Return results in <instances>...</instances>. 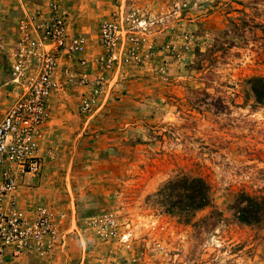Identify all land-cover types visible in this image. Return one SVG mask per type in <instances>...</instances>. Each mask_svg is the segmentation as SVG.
I'll return each mask as SVG.
<instances>
[{"label": "rangeland", "instance_id": "rangeland-1", "mask_svg": "<svg viewBox=\"0 0 264 264\" xmlns=\"http://www.w3.org/2000/svg\"><path fill=\"white\" fill-rule=\"evenodd\" d=\"M25 1L0 0V122ZM64 6L88 45L63 60L73 78L50 100L45 164L24 185L58 215L60 235L49 253L6 264H264V220L238 218L250 206L264 212V100L251 83L264 81V0ZM106 23L117 29L112 52L100 41ZM83 72L104 83L91 112ZM195 179L211 203L187 215L184 188Z\"/></svg>", "mask_w": 264, "mask_h": 264}, {"label": "built area", "instance_id": "built-area-1", "mask_svg": "<svg viewBox=\"0 0 264 264\" xmlns=\"http://www.w3.org/2000/svg\"><path fill=\"white\" fill-rule=\"evenodd\" d=\"M47 8L20 19L10 56L13 102L0 122V264L23 255L49 253L60 235L59 217L47 206L28 210L19 203L26 177L39 175L45 164L41 139L51 97L73 78V66L61 69V62L83 55L88 45L87 37L71 30L64 0H52ZM100 41L108 51L115 50L114 24L101 26ZM79 64L84 67L87 61L80 59ZM79 78L81 85L93 89L82 104L84 112H91L104 90L103 79L91 81L87 72ZM106 222L116 225L112 217Z\"/></svg>", "mask_w": 264, "mask_h": 264}, {"label": "trees", "instance_id": "trees-1", "mask_svg": "<svg viewBox=\"0 0 264 264\" xmlns=\"http://www.w3.org/2000/svg\"><path fill=\"white\" fill-rule=\"evenodd\" d=\"M252 83V91L256 96L258 102H262L264 100V81L262 79H253ZM259 85V86H258ZM187 191L186 195V204L184 206V210H186V214H189V211H199L208 207L211 203V194L210 187L207 183L202 179L193 180V184L184 188ZM258 204V200H252ZM242 214L238 217L241 221L247 223H260L264 220V212H261L258 208H254L250 206V208H243L241 211Z\"/></svg>", "mask_w": 264, "mask_h": 264}, {"label": "crops", "instance_id": "crops-1", "mask_svg": "<svg viewBox=\"0 0 264 264\" xmlns=\"http://www.w3.org/2000/svg\"><path fill=\"white\" fill-rule=\"evenodd\" d=\"M37 1L38 0H36V3H35V2H32V0H26L25 3L21 5V7L19 6L17 8L19 14L21 15V19L24 18V17H26L27 15H30V14L35 13L36 10H37V8L38 9L39 8L41 9V8H43V7H45L47 5L46 4V2H47L46 0H40V1H42V3H40L39 1L37 2ZM85 28L86 27H83V29H85ZM64 60L65 61H69L70 58L69 57H65ZM69 65H72V64H70V62H69L67 66H69ZM62 66H63V61L61 62V69H64V67L62 68ZM56 93L57 92H54L51 98H53V96ZM49 120H50V116H49V119H48L45 127L43 128L44 131L42 132L41 147H43L46 144V142L48 140L47 138L50 139V135H49L50 129L47 130ZM48 141H50V140H48ZM31 180H32L31 178L26 177V183L27 184H29V182H32ZM33 189L35 190V188H32L30 186L29 187L28 186H23L22 190L20 191V194H19L20 201H19V203H20V206L22 208L28 209V210H32V209H34L37 206L36 205V203H37L36 201H37V196L39 194L38 193L36 194V193L32 192ZM38 263L35 262V261H33V260H30V261H28L25 264H38Z\"/></svg>", "mask_w": 264, "mask_h": 264}]
</instances>
